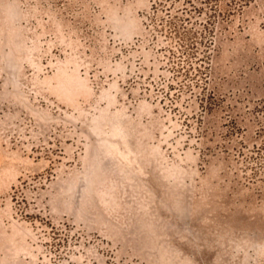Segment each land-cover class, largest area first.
Here are the masks:
<instances>
[{
	"label": "rangeland",
	"instance_id": "obj_1",
	"mask_svg": "<svg viewBox=\"0 0 264 264\" xmlns=\"http://www.w3.org/2000/svg\"><path fill=\"white\" fill-rule=\"evenodd\" d=\"M0 264H264V0H0Z\"/></svg>",
	"mask_w": 264,
	"mask_h": 264
}]
</instances>
